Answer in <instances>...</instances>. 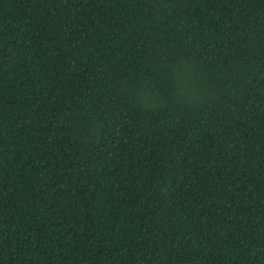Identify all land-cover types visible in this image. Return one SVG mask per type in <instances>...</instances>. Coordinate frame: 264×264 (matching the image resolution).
Returning a JSON list of instances; mask_svg holds the SVG:
<instances>
[{"label": "trees", "instance_id": "obj_1", "mask_svg": "<svg viewBox=\"0 0 264 264\" xmlns=\"http://www.w3.org/2000/svg\"><path fill=\"white\" fill-rule=\"evenodd\" d=\"M0 264H264V0H0Z\"/></svg>", "mask_w": 264, "mask_h": 264}]
</instances>
